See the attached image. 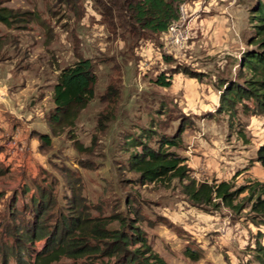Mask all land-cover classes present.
<instances>
[{
  "label": "rangeland",
  "instance_id": "obj_1",
  "mask_svg": "<svg viewBox=\"0 0 264 264\" xmlns=\"http://www.w3.org/2000/svg\"><path fill=\"white\" fill-rule=\"evenodd\" d=\"M258 1L187 0L174 31L134 40L116 20L111 27L92 0H0V7L30 13L11 27L0 22V105L16 117V131L0 129L1 241L11 245L9 230L24 225L18 211L11 215L14 191L39 182L52 185L61 200L70 194L61 172L68 169L96 207L94 216L134 219L133 209L138 210L140 228L167 264H258L254 250L257 242L264 245V225L251 211L249 192L236 200L239 211L195 207L177 179L142 185L128 166L131 153L140 151L130 139L148 129L170 136L185 123L183 149L173 151L187 160L189 180L229 182L234 190L264 185V167L256 162L264 145V115L246 114L242 106L235 116L217 113L220 82L237 78L249 49ZM80 58L95 65L96 97L76 125L58 129L52 147L40 153L31 135L49 132L58 76ZM163 74L172 82L168 88L156 82ZM114 83L118 99H102ZM110 113V120L101 121ZM18 138L25 145L15 143ZM76 141L92 152L78 151ZM188 249L201 250L202 258L191 260Z\"/></svg>",
  "mask_w": 264,
  "mask_h": 264
},
{
  "label": "trees",
  "instance_id": "obj_2",
  "mask_svg": "<svg viewBox=\"0 0 264 264\" xmlns=\"http://www.w3.org/2000/svg\"><path fill=\"white\" fill-rule=\"evenodd\" d=\"M63 1L70 3L69 0H59V3ZM92 1L111 27H114L116 20L123 34L134 40L153 38L168 32L173 24L181 20V7L187 2ZM251 13L250 24L253 25L254 33L248 40L249 49L241 57L237 78L220 82L219 90L222 92L218 114L235 116L238 107L242 106L246 114L264 115V1H258ZM25 14L30 13L0 7V22L11 27L23 20ZM156 82L164 88L172 84L165 74L160 75ZM96 84L95 65L89 58L78 59L60 73L54 87L55 108L47 121L49 132H34L31 135L39 140L40 153L52 147L58 129L76 125L81 111L96 97ZM119 89L116 83L110 85L102 99L108 100L110 97V101H116ZM248 103L252 105L249 106ZM110 117L111 113L101 116L100 119L110 120ZM186 129L188 127L185 123H180L175 133L170 136L164 134L157 137L152 129H148L145 141L144 135L130 139L133 148H140V151L131 153L128 160L129 170L138 175L140 184L171 182L177 179L182 184L184 194L195 207L218 208L224 205L236 211L242 207L235 203L236 200L249 192L247 201L252 203L251 211L264 225L263 184L255 183L234 190V185L229 182L210 184L189 180L187 160L173 151L183 149ZM240 133L243 134V131ZM155 136L158 138L157 146L152 147L149 142ZM75 144L80 152H92L91 147L87 148L78 141ZM2 147L0 146V152ZM256 162L264 167V145L257 151ZM67 170L62 169L61 172L70 194L63 196L61 200L52 185L42 187L39 182H34L36 188H31L26 183L21 192L14 191L10 200L12 204L9 206L11 215L18 211L23 217L21 220L24 225L21 229L15 225L9 230L14 240L11 245L0 239L1 264H11L12 260L14 264H167L154 252L146 233L140 228L138 210L133 209L134 219L118 213L109 217L101 214L94 216L92 211L97 210L96 207L90 205L83 196L80 180L74 181ZM186 179L189 182L184 184ZM114 223H117V227L113 226ZM41 241H45L44 247L38 250L36 245ZM254 252L256 263L264 264V245L257 242ZM186 255L197 262L202 258L203 252L188 249Z\"/></svg>",
  "mask_w": 264,
  "mask_h": 264
},
{
  "label": "crops",
  "instance_id": "obj_3",
  "mask_svg": "<svg viewBox=\"0 0 264 264\" xmlns=\"http://www.w3.org/2000/svg\"><path fill=\"white\" fill-rule=\"evenodd\" d=\"M7 103H8V101H7ZM2 108H4V107L0 105V129L3 128L1 130H4V132L16 131V117L13 116L12 113L9 112L10 110H8V109L4 110ZM13 123H14V125H12ZM32 139L33 140L31 141V144L33 145L34 148H37L39 146V140L34 139V138H32ZM20 140L21 139L18 138V140H15V143L17 141L18 144L25 145V143L22 140L21 141ZM3 154H4L3 152H0V155H3Z\"/></svg>",
  "mask_w": 264,
  "mask_h": 264
},
{
  "label": "built area",
  "instance_id": "obj_4",
  "mask_svg": "<svg viewBox=\"0 0 264 264\" xmlns=\"http://www.w3.org/2000/svg\"><path fill=\"white\" fill-rule=\"evenodd\" d=\"M177 23H175V24H173L171 27H170V29H169V31L171 30V31H174L175 30V25H176Z\"/></svg>",
  "mask_w": 264,
  "mask_h": 264
}]
</instances>
